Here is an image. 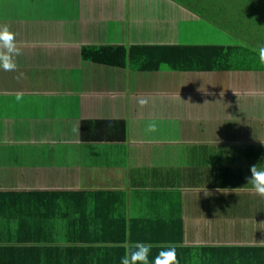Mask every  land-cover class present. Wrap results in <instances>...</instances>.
<instances>
[{"label":"crops","instance_id":"0c3cea01","mask_svg":"<svg viewBox=\"0 0 264 264\" xmlns=\"http://www.w3.org/2000/svg\"><path fill=\"white\" fill-rule=\"evenodd\" d=\"M207 14L204 0H0V25L21 49L16 71L0 70V190L28 198L49 238H61L70 222L88 228L78 219L80 200L93 215L92 205L105 204L95 200L119 194L126 216L138 217L165 210L172 188L160 183L181 186L170 192L184 214L190 199L205 198L198 183H207L210 199L227 196L229 183L247 191L249 167L264 163V43ZM207 29L229 42L204 43ZM188 46L238 47L222 70L162 61L169 48ZM106 47L144 48L148 67L105 62ZM149 121L154 132L146 131ZM195 218L185 217V226Z\"/></svg>","mask_w":264,"mask_h":264},{"label":"trees","instance_id":"16d2710c","mask_svg":"<svg viewBox=\"0 0 264 264\" xmlns=\"http://www.w3.org/2000/svg\"><path fill=\"white\" fill-rule=\"evenodd\" d=\"M259 2L262 4L264 0ZM231 47L169 48L170 55H162L161 59L182 70H186L188 65L196 71L210 70V67L222 70L227 68L225 61L234 56L230 50L238 46ZM101 51L104 61L113 65L122 64L128 58L136 68L148 67L145 59L150 58L144 48L106 47ZM173 53L178 57L170 61ZM253 160H256L254 155ZM135 183L139 185V182ZM157 186L172 188L166 191L170 194L167 200L161 202L165 204V210L127 217L125 197L118 194L116 199L95 200V203L105 204L92 205L93 215H87L84 213L85 204L80 200L82 212L78 213V219L88 228L76 229L70 222L66 231L61 233L62 237L53 239L49 238L50 233L46 235L43 228H39L40 217L30 214L31 201L28 198H20L14 191L0 190V264H119L125 249L135 241L151 245L149 264L159 250L168 246H175L177 264H264V198L249 191L246 183L241 187L247 191H238L234 184L223 185L229 189L228 195L215 199L207 198V183H198L196 188L206 189L205 198L190 199L189 208H192L185 214L181 203L179 209L172 206V203L179 202V199L171 197L173 193L182 192L176 189L181 186L170 183ZM213 187L219 189L217 185ZM10 196L16 198L8 199ZM172 209L176 213H172ZM191 216L197 219L196 227L184 224L183 219H191ZM94 218L99 220L97 224ZM57 234L53 233L54 236ZM223 241L225 244H221ZM228 242L251 245L235 246L228 245Z\"/></svg>","mask_w":264,"mask_h":264},{"label":"clouds","instance_id":"9594fccd","mask_svg":"<svg viewBox=\"0 0 264 264\" xmlns=\"http://www.w3.org/2000/svg\"><path fill=\"white\" fill-rule=\"evenodd\" d=\"M254 51H256L254 49ZM21 55V49L17 46L14 33L8 26L0 25V70L4 72L16 71V57ZM258 56L261 64H264V45L258 48ZM18 93L16 99L20 100ZM148 103L145 98H138L137 104L143 107ZM156 123L149 121L146 124L147 132H154ZM250 175L247 176L246 185L249 191L254 192L258 197L264 198V166L253 164L249 167ZM151 245L135 241L125 249L124 254L119 259V264H149V254ZM151 264H177L175 246H168L159 250L155 256L151 258Z\"/></svg>","mask_w":264,"mask_h":264},{"label":"rangeland","instance_id":"374dc122","mask_svg":"<svg viewBox=\"0 0 264 264\" xmlns=\"http://www.w3.org/2000/svg\"><path fill=\"white\" fill-rule=\"evenodd\" d=\"M190 1V0H189ZM199 0H196V2ZM203 1V0H201ZM207 3V17L214 24L223 26L226 31L231 32L242 37V34L248 35L249 32H253L256 35V39L264 43V3H260V0H204ZM220 2H232L235 3L234 9L231 11L228 8L223 7L222 10L218 8L221 6ZM213 5H215L213 8ZM234 6V4H233ZM227 22V24H224ZM212 31V32H211ZM219 35L213 30L207 29V34L204 35L203 42L208 43H228L227 38L218 39L215 34Z\"/></svg>","mask_w":264,"mask_h":264}]
</instances>
